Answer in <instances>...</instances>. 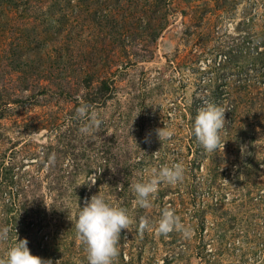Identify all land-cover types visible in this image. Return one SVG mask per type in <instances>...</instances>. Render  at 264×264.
<instances>
[{"label": "rangeland", "instance_id": "374dc122", "mask_svg": "<svg viewBox=\"0 0 264 264\" xmlns=\"http://www.w3.org/2000/svg\"><path fill=\"white\" fill-rule=\"evenodd\" d=\"M204 100L226 109L223 151L192 134ZM177 162L183 181L139 206L131 185ZM94 194L132 218L114 264H264V0H0V261L26 239L88 264ZM165 208L187 236L156 232Z\"/></svg>", "mask_w": 264, "mask_h": 264}, {"label": "clouds", "instance_id": "9594fccd", "mask_svg": "<svg viewBox=\"0 0 264 264\" xmlns=\"http://www.w3.org/2000/svg\"><path fill=\"white\" fill-rule=\"evenodd\" d=\"M87 112V105L80 106L76 109V116L78 119H84ZM225 112L226 109L223 106L208 100H204L203 106L198 110L192 126V134L206 152H218L224 149L226 141L222 139V133L227 122ZM101 125L102 118L93 113L80 131L86 135L95 134ZM156 134L160 140L161 137H172L174 132L171 128H160L156 130ZM153 173L146 181L131 185L136 203L143 208L152 206V200L161 183L176 185L182 182L185 168L177 162L171 166H162L158 170L153 169ZM96 180L97 174L92 173L88 175L85 183L91 188ZM131 223L132 218L125 208L113 206L102 195L94 194L87 199L84 206L80 208L75 227L77 235L85 246L88 264H114L115 258L119 255L118 241L121 232L128 229ZM150 227L147 220L141 222L142 230ZM173 230H180L185 236L190 232V228L180 223V217L174 209L165 208L162 210L156 232L167 235ZM7 239L8 229H0V241ZM0 264H52V261L33 255L28 248V241L17 239L16 243L8 248L6 259L0 261Z\"/></svg>", "mask_w": 264, "mask_h": 264}, {"label": "trees", "instance_id": "16d2710c", "mask_svg": "<svg viewBox=\"0 0 264 264\" xmlns=\"http://www.w3.org/2000/svg\"><path fill=\"white\" fill-rule=\"evenodd\" d=\"M9 179H10V178H9ZM11 183H12V179L9 180V184H11ZM4 193H5V192H4Z\"/></svg>", "mask_w": 264, "mask_h": 264}]
</instances>
